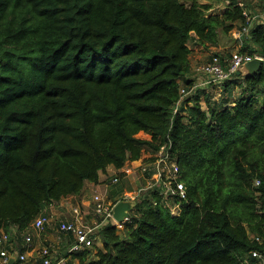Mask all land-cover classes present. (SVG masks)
<instances>
[{"label": "trees", "instance_id": "1", "mask_svg": "<svg viewBox=\"0 0 264 264\" xmlns=\"http://www.w3.org/2000/svg\"><path fill=\"white\" fill-rule=\"evenodd\" d=\"M213 1L226 12L199 0H0V232L22 234L48 205L170 140L181 212L146 193L78 264H244L264 252V68L236 73L215 102L207 87L177 104L195 81L190 45L217 47L257 14ZM243 41L241 53L264 56V23Z\"/></svg>", "mask_w": 264, "mask_h": 264}, {"label": "built area", "instance_id": "2", "mask_svg": "<svg viewBox=\"0 0 264 264\" xmlns=\"http://www.w3.org/2000/svg\"><path fill=\"white\" fill-rule=\"evenodd\" d=\"M245 17L246 24L234 34L237 40V46H235L232 57L223 60L221 56L214 54L209 61L197 65L195 67L197 79L190 88H181L178 105L185 98L194 95L198 88L221 87L225 81L231 80L238 73L239 68L244 63L254 58L264 59V56L259 54H247L239 51L243 47L244 37L249 35L257 19L256 15H252L249 12H246ZM178 110L179 107H176L175 112H178ZM134 173H140L146 180L145 184L124 194L116 202L108 201L102 192L94 193L93 213L97 217V221L94 224L86 222L85 213L80 206H74V219L60 222L58 226V230L61 233L71 234L74 237V241L70 244L67 251V256L56 257L52 246H44L40 251L41 260L38 264H70V258L92 246L96 239L95 232L109 222L122 230L124 223L130 220L138 200L146 195V193H155L161 196L166 207L171 210L173 215H178L181 212L183 202L187 199V189L182 180L181 168L175 158L173 144L170 140L166 141L157 152L153 153L149 158H146L143 163L136 165L132 161L129 162L106 186L120 184L123 178ZM255 185H260L259 179L255 181ZM121 201H132L135 203V206L130 212V217L125 218L123 222H118L114 217V209ZM52 220V216L40 214L31 226L38 232H42ZM6 238L7 236L0 237V243L2 245L3 240ZM24 239L25 246L31 248L33 237L26 235ZM10 262L11 254L9 250H0V264H10ZM13 264H32L28 256V250L17 253ZM244 264H264V252L252 251L244 257Z\"/></svg>", "mask_w": 264, "mask_h": 264}, {"label": "crops", "instance_id": "3", "mask_svg": "<svg viewBox=\"0 0 264 264\" xmlns=\"http://www.w3.org/2000/svg\"><path fill=\"white\" fill-rule=\"evenodd\" d=\"M199 2L203 5L211 6V8L208 10L209 15H214L217 13L216 12L217 9L214 6L213 2L215 4H218L219 6L218 8L221 9L220 11L221 13H218V14H223L224 12H226L227 4L229 3L228 1L215 2L213 0H199ZM245 2L251 3L250 5L252 7L249 8L251 10L248 9V11H251V13L254 12V14L257 13L256 15H259L258 19L254 23L256 22L264 23V5L260 3L261 0H246ZM240 3H242L241 0H240ZM238 30H239L238 27H236L230 34H224L220 32L219 33L220 41L217 47L216 46L215 47L213 46L205 47L204 45L198 44L196 42L192 43L190 45V49H191L190 61H191L192 70L186 76V78L192 81L194 80L196 81L197 74L195 73V67L199 64L209 61L211 57L217 51L226 52L228 48L229 50L234 51L235 46H237V40L235 39L234 34ZM229 37H230L229 40H231L230 47H227V48L225 47L224 49V46L227 43V42L224 43V39L229 38ZM181 84H183V81H181ZM210 88L209 90L212 91L213 97L215 98V95H216V96H219L220 98L221 87L217 86V87H210ZM200 95H202V93ZM204 103L205 102H202L203 105ZM139 137L144 138V139H151V136L144 132L140 133ZM151 155H153V153L145 150L140 159L132 161V162H134V164L136 165L141 164L146 158H149ZM119 172L120 171H118L114 167H110L107 173L101 175L100 184L88 183L85 190L81 194L70 196L66 199H63L59 203L48 205L42 211V214L52 216L53 220L51 223L52 224L55 223L58 227L60 222L73 220L75 217L73 213V207L80 206L85 213L86 222L89 224H94L97 221V217L93 213V195L96 192H102L101 190L102 186L104 185L106 186L107 185L106 182L108 181V179L110 178L109 179L110 181ZM145 182L146 180L143 178V176L140 173H134L126 178H123L120 184L115 185L116 188L111 193L112 200H109V201L116 202L118 199H121L124 196V194L135 190V188L137 187L143 186ZM107 188H109V186H107ZM50 224L47 225L48 230L45 233H43V231L38 232L33 227H30L29 229L25 230L22 234L14 233V231L6 232L2 230L0 232V237L2 238L3 236H7V238L3 240V245L0 243V250L8 249L9 253L11 254V258H15L17 253L23 252L22 249H24V251L28 250V256H29L31 263L38 264L41 260L40 251L42 247L48 246L49 243H52L53 245L51 246L54 248V255L56 257L67 256V251L70 247V244L74 241L73 235L60 232L61 236L63 237L60 236V239H58L52 233ZM52 229H54V227ZM26 235H31L33 237V244L31 248H27L25 246L24 238ZM70 264H78V261L77 259L74 258V256L70 258Z\"/></svg>", "mask_w": 264, "mask_h": 264}, {"label": "water", "instance_id": "4", "mask_svg": "<svg viewBox=\"0 0 264 264\" xmlns=\"http://www.w3.org/2000/svg\"><path fill=\"white\" fill-rule=\"evenodd\" d=\"M261 68H264V59L254 58L253 60L244 63L239 68L238 74L248 76L257 73ZM135 203L132 201H121L114 209V217L118 222H123L125 218L130 217V212L134 208ZM15 258H11L10 264H13Z\"/></svg>", "mask_w": 264, "mask_h": 264}, {"label": "rangeland", "instance_id": "5", "mask_svg": "<svg viewBox=\"0 0 264 264\" xmlns=\"http://www.w3.org/2000/svg\"><path fill=\"white\" fill-rule=\"evenodd\" d=\"M262 1H264V0H262ZM213 4H214V6L216 7V14H218V13H221L220 11H221V9L220 8H218L219 6H218V4H215L214 2H213ZM230 39V37L229 38H225L224 39V43L225 42H227L226 44H225V46H224V49H225V47L227 48V47H230V44H231V40H229ZM232 49V48H231ZM229 48L227 49V51L225 52V54L226 55H228V53L230 54V52H233V50H229ZM223 51H225V50H223ZM228 57V56H227ZM229 58V57H228ZM211 89V88H210ZM211 91V90H210ZM235 92H236V96H238L240 93H241V90H240V88H236L235 89ZM210 93H212V91L210 92ZM202 97H203V95H202ZM217 99H219V96H216L215 95V98L213 97V99H212V101L213 102H215V101H217ZM204 102V101H203ZM203 108L204 109H206L207 108V106H206V103H204V105H203ZM110 179V178H109ZM109 179H108V181L106 182V183H108L109 182ZM116 188V186L115 185H110L109 186V188H107V186H102V192L103 193H105V196H106V198H107V200L109 201V200H112V195H111V193L114 191V189ZM114 200V199H113ZM114 202V201H113ZM50 227H51V231H52V233L56 236V238H58V239H60V236H61V233H60V231L58 230V227H57V225L55 224V223H51L50 224ZM54 227V229H52ZM48 230V226H47V228H46V230L45 231H43V233H45L46 231ZM61 237H63V236H61ZM51 245H53L52 243H49V245L48 246H51Z\"/></svg>", "mask_w": 264, "mask_h": 264}]
</instances>
